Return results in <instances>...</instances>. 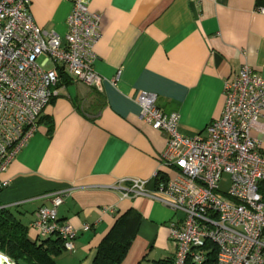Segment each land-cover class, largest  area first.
Returning a JSON list of instances; mask_svg holds the SVG:
<instances>
[{
    "label": "crops",
    "instance_id": "1",
    "mask_svg": "<svg viewBox=\"0 0 264 264\" xmlns=\"http://www.w3.org/2000/svg\"><path fill=\"white\" fill-rule=\"evenodd\" d=\"M71 8L72 0L29 4L35 24L60 36ZM262 8L264 0H89V10L101 16V37L92 48L101 88L60 74L35 133L1 176L8 185L0 190V207L14 213L34 241L35 210L50 206L49 194L64 193L57 218L69 221L77 236L74 250L62 249L56 264H92L103 237L130 209L140 221L121 264L172 258L168 226L180 214L147 197L124 198L114 188L135 178L153 191L155 173L165 171V135L142 120L135 98L154 93L157 107L179 115L182 135L205 136L224 109V83L243 64L264 76ZM251 135L264 153V118Z\"/></svg>",
    "mask_w": 264,
    "mask_h": 264
},
{
    "label": "built area",
    "instance_id": "2",
    "mask_svg": "<svg viewBox=\"0 0 264 264\" xmlns=\"http://www.w3.org/2000/svg\"><path fill=\"white\" fill-rule=\"evenodd\" d=\"M30 0H0V190L2 174L35 133L39 118L56 94L60 71L71 81L100 90L103 78L93 69V45L101 37V16L89 10V0H72L63 36L46 32L33 21ZM264 13V8L259 10ZM119 72L113 80L115 84ZM225 105L211 120L205 136L187 137L179 130V115L157 107L156 95L139 92L140 117L162 132L166 146L160 156L165 171L153 191L146 180L122 179L115 189L124 198L147 197L181 213L168 226L175 249L173 264H196L205 258L206 242L216 247V264H264V153L251 132L264 118V76L243 64L223 86ZM227 175L228 188L219 184ZM63 192L48 195L50 206L34 212L30 228L36 239L58 237L66 251L74 250L77 230L57 218ZM3 208V207H0ZM87 229L88 226H83ZM7 264H15L0 252Z\"/></svg>",
    "mask_w": 264,
    "mask_h": 264
},
{
    "label": "trees",
    "instance_id": "3",
    "mask_svg": "<svg viewBox=\"0 0 264 264\" xmlns=\"http://www.w3.org/2000/svg\"><path fill=\"white\" fill-rule=\"evenodd\" d=\"M162 181L163 174L155 181V186ZM259 193L264 200V181L259 184ZM139 221L140 215L131 209L119 216L101 240L92 264H121L136 234ZM62 249L60 238L31 241L28 238V227L10 210L0 208V252L15 264L20 259L27 264H56L54 257ZM204 255L200 264H216V247L212 243L206 242ZM173 260L174 256L159 260L156 264H173ZM185 264L196 263L188 259Z\"/></svg>",
    "mask_w": 264,
    "mask_h": 264
},
{
    "label": "rangeland",
    "instance_id": "4",
    "mask_svg": "<svg viewBox=\"0 0 264 264\" xmlns=\"http://www.w3.org/2000/svg\"><path fill=\"white\" fill-rule=\"evenodd\" d=\"M228 179H229V177L227 176V175H225L224 176V180H223V182H221L220 184H219V189H220V191L222 192V193H225L226 192V190H227V188H228ZM179 214H181L180 212H179Z\"/></svg>",
    "mask_w": 264,
    "mask_h": 264
},
{
    "label": "water",
    "instance_id": "5",
    "mask_svg": "<svg viewBox=\"0 0 264 264\" xmlns=\"http://www.w3.org/2000/svg\"><path fill=\"white\" fill-rule=\"evenodd\" d=\"M16 264H27V263L25 261H23V260L20 259V260H17L16 261Z\"/></svg>",
    "mask_w": 264,
    "mask_h": 264
},
{
    "label": "bare ground",
    "instance_id": "6",
    "mask_svg": "<svg viewBox=\"0 0 264 264\" xmlns=\"http://www.w3.org/2000/svg\"><path fill=\"white\" fill-rule=\"evenodd\" d=\"M0 264H7L6 261L2 260L1 256H0Z\"/></svg>",
    "mask_w": 264,
    "mask_h": 264
}]
</instances>
